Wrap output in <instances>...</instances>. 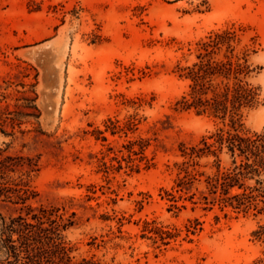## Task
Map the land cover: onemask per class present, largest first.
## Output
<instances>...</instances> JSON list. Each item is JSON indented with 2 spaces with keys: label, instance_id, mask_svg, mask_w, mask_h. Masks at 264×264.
I'll use <instances>...</instances> for the list:
<instances>
[{
  "label": "rangeland",
  "instance_id": "374dc122",
  "mask_svg": "<svg viewBox=\"0 0 264 264\" xmlns=\"http://www.w3.org/2000/svg\"><path fill=\"white\" fill-rule=\"evenodd\" d=\"M224 29L235 32L234 53L254 68L248 80L260 103L241 121L260 131L264 0H0V113L22 95L37 107L20 125L0 126V149L38 160L28 176L37 196L28 203L75 213L64 232L72 262L263 264L264 242L252 232L264 213L189 200L174 207L164 191L184 159L181 145L222 125L176 110L175 101L187 84L180 67L195 60L201 39ZM139 138L149 142L142 155L122 147ZM212 160L201 158L197 168L212 172ZM19 207L0 201V214ZM156 227L175 236L162 240Z\"/></svg>",
  "mask_w": 264,
  "mask_h": 264
},
{
  "label": "trees",
  "instance_id": "16d2710c",
  "mask_svg": "<svg viewBox=\"0 0 264 264\" xmlns=\"http://www.w3.org/2000/svg\"><path fill=\"white\" fill-rule=\"evenodd\" d=\"M235 35L227 29L210 33L198 42L195 60L180 67L183 73L179 77L187 80V84L175 101V109L207 114L220 120L222 125L203 135L196 144L181 145L184 159L175 163L178 173L174 185L164 190L174 207H178V200H189L193 204L201 203L204 209L217 205L221 210L229 207L235 212L264 213V129H246L241 121L244 112L259 105V89L248 80L254 68L246 55L234 53ZM34 98L22 95L15 98L21 103L15 102L13 109L5 106L0 113V126L9 124L14 128L22 123V117L36 116ZM1 132L13 134L12 131ZM148 143V139L139 138L128 140L122 147L129 153L142 155ZM135 145L137 152L133 149ZM222 153L227 156L225 163ZM141 157L148 162L145 156ZM208 157L213 158L214 169L205 173L197 166L201 158ZM112 159L120 166L116 155ZM128 159L127 163L133 161L130 156ZM102 164L106 170L114 167V164ZM37 170V159L21 153H4L0 149V201L20 206L14 215L0 214V253L3 255L0 264H76L72 262V248L64 236L74 225L75 213L65 215L60 211L63 206L33 207L28 203L37 196L28 176ZM195 181L203 182V187H195L193 191ZM152 231L162 240L164 233L166 237L175 236L161 227ZM252 235L264 242V223L259 224ZM262 255L259 261L264 264V249ZM77 264L100 263L82 258Z\"/></svg>",
  "mask_w": 264,
  "mask_h": 264
}]
</instances>
